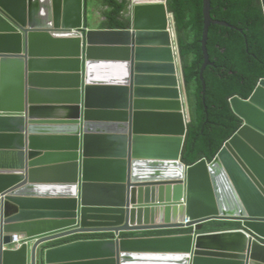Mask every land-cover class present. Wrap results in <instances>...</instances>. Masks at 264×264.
Here are the masks:
<instances>
[{"label": "water", "instance_id": "obj_1", "mask_svg": "<svg viewBox=\"0 0 264 264\" xmlns=\"http://www.w3.org/2000/svg\"><path fill=\"white\" fill-rule=\"evenodd\" d=\"M202 2L204 95L209 28L233 27ZM170 13L91 29L88 0H0V264H264V79L229 100L241 125L214 158L184 164ZM146 230L185 233L122 236Z\"/></svg>", "mask_w": 264, "mask_h": 264}, {"label": "trees", "instance_id": "obj_2", "mask_svg": "<svg viewBox=\"0 0 264 264\" xmlns=\"http://www.w3.org/2000/svg\"><path fill=\"white\" fill-rule=\"evenodd\" d=\"M107 29H124L121 19L126 1L104 0ZM178 38L180 55L185 61L183 77L190 105L183 163L192 165L201 159L210 162L223 144L239 129L240 119L233 113L232 97L248 99L258 81L264 79V14L260 0H211L210 15L233 28L212 25L208 31L207 53L211 66L199 78L203 64L202 0H167ZM230 223L211 222L204 230L232 227ZM188 232V231H186Z\"/></svg>", "mask_w": 264, "mask_h": 264}, {"label": "crops", "instance_id": "obj_3", "mask_svg": "<svg viewBox=\"0 0 264 264\" xmlns=\"http://www.w3.org/2000/svg\"><path fill=\"white\" fill-rule=\"evenodd\" d=\"M89 14V13H88ZM104 14L105 13H100L98 14L99 16H97V14H93L94 15V18H93V21L92 23L88 25V27H91V29H105V26H104V21H105V17H104ZM89 18V16H88ZM100 19V21H99ZM121 19H124L125 20H128V13H126V10L123 11L122 13V18ZM177 36L175 38V43L176 45L177 44ZM178 60V58H177ZM185 61L183 60V58H181L180 56V61H177V67L179 69V72L181 73V76L180 79H181V84H182V90H183V94H184V97H186V111L188 112L189 111V99H188V93H187V88L185 86V83L183 82V65H184ZM55 69H57V67H46V68H43L42 69V72H52L54 71ZM43 86H45L44 84H42ZM189 114V113H188ZM189 117H190V114H189ZM185 233V231H174V230H146V231H143L141 233H129V234H123L122 236L123 237H128V238H131V237H161V236H172V235H176V234H183ZM93 239L97 238V237H92ZM102 238V237H101Z\"/></svg>", "mask_w": 264, "mask_h": 264}, {"label": "rangeland", "instance_id": "obj_4", "mask_svg": "<svg viewBox=\"0 0 264 264\" xmlns=\"http://www.w3.org/2000/svg\"><path fill=\"white\" fill-rule=\"evenodd\" d=\"M118 1H120V0H118ZM131 1L132 0H127V6H126V8H127L128 11H129V7L131 5ZM108 11H109V8L104 3V0H88V13L92 16V18H94V15L93 14H97V16H99L98 14H100V13H106ZM92 21L90 20V23H92ZM99 21H100V19H99ZM188 113L190 114V108H189V111L187 112V116L190 119Z\"/></svg>", "mask_w": 264, "mask_h": 264}, {"label": "bare ground", "instance_id": "obj_5", "mask_svg": "<svg viewBox=\"0 0 264 264\" xmlns=\"http://www.w3.org/2000/svg\"><path fill=\"white\" fill-rule=\"evenodd\" d=\"M164 0H132L131 3L136 4H144V3H162Z\"/></svg>", "mask_w": 264, "mask_h": 264}, {"label": "clouds", "instance_id": "obj_6", "mask_svg": "<svg viewBox=\"0 0 264 264\" xmlns=\"http://www.w3.org/2000/svg\"><path fill=\"white\" fill-rule=\"evenodd\" d=\"M118 1V0H117ZM122 1H125V0H120L119 2H122ZM166 1V0H165ZM126 3H127V0H126ZM166 3H167V1H166ZM260 3H261V0H260ZM126 10V13H129V11L127 10V8L125 9ZM124 10V11H125ZM170 14H172V13H170ZM173 16V15H172ZM174 19V18H173ZM105 29H107V28H105ZM177 34V33H176ZM177 36V35H176ZM178 39V38H177ZM178 41V40H177ZM177 44H178V42H177ZM178 47V50H179V44L177 45ZM179 53H180V51H179ZM181 56V55H180ZM182 58V57H181ZM183 73V72H182ZM184 78V77H183ZM185 83V82H184ZM224 223H229V222H224ZM230 224H232V223H230ZM233 226L232 227H227V228H225V229H220V230H226V229H231V228H234L235 227V225L234 224H232ZM214 231H218V230H214Z\"/></svg>", "mask_w": 264, "mask_h": 264}]
</instances>
